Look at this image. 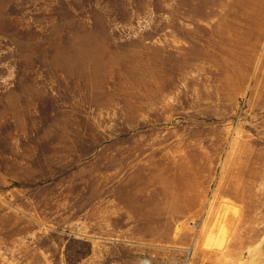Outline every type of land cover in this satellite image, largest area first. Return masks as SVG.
<instances>
[{
	"label": "rangeland",
	"instance_id": "obj_1",
	"mask_svg": "<svg viewBox=\"0 0 264 264\" xmlns=\"http://www.w3.org/2000/svg\"><path fill=\"white\" fill-rule=\"evenodd\" d=\"M0 264H264V0H0Z\"/></svg>",
	"mask_w": 264,
	"mask_h": 264
}]
</instances>
